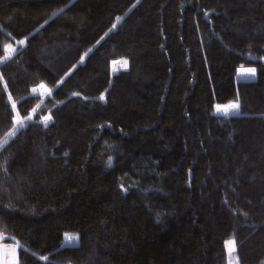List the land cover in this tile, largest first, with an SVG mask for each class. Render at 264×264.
Segmentation results:
<instances>
[{
    "label": "trees",
    "instance_id": "1",
    "mask_svg": "<svg viewBox=\"0 0 264 264\" xmlns=\"http://www.w3.org/2000/svg\"><path fill=\"white\" fill-rule=\"evenodd\" d=\"M25 38L0 63V142L40 105L0 147L19 264H226L229 239L264 264V0H0V59Z\"/></svg>",
    "mask_w": 264,
    "mask_h": 264
},
{
    "label": "snow or ice",
    "instance_id": "2",
    "mask_svg": "<svg viewBox=\"0 0 264 264\" xmlns=\"http://www.w3.org/2000/svg\"><path fill=\"white\" fill-rule=\"evenodd\" d=\"M62 11V9H61ZM53 15H55V13H53ZM120 18L118 17L117 20H119ZM112 28H116V24L112 25ZM17 43L20 46H24L26 43V38L25 39H21L19 41H17ZM3 51L5 53V55L3 56L2 59H0V63H4L7 60H10L12 58V54L16 52V49L13 47L12 44H4L3 45ZM91 51V49L89 50ZM81 60H83V57H81ZM117 63V62H114ZM123 64L126 65L127 61H123ZM242 74L244 75H250V76H255L256 74V70L255 68H242L241 69ZM62 82V81H61ZM7 87V85H5V88ZM40 89H44V93H46L47 95H51L52 90L47 88L45 84L41 83L39 85ZM31 91L33 93H36L38 91V89L36 87H33L31 89ZM42 93V95L44 94ZM74 96H79V93H73ZM86 99V98H85ZM98 99L100 100H104V96L101 95L98 97ZM9 100H12V97L9 95ZM39 107V105H37V108ZM240 105L238 102H233L227 105H220L217 104L216 105V112L217 113H222L225 116H228L230 114H236L237 110L239 109ZM17 105L15 102L12 103V109L16 110ZM36 112V108L32 109V113L34 114ZM32 120V115L28 114L25 116H22L20 114L19 111L16 112V115L12 118V123H13V128L8 131L6 133L7 136H11L14 137L16 134V131L18 128H24L26 126V121H31ZM52 120V116L51 115H47L43 117L42 123L44 124L45 127H47L48 122ZM5 143H7V141H5ZM65 155H67V153H65ZM109 165H111V158H109L108 161ZM123 187V186H122ZM126 191V189H125ZM64 241L66 244L72 246V247H77L78 243H79V235L76 233H65L64 234ZM225 248L227 250V253L229 255V260H228V264H240L239 262V257L237 256L235 258V260L232 259V255L236 252L237 248H236V241L234 239H229L226 240L224 242ZM19 247V245L17 244L16 247H11V251H12V255H13V259L10 262V264H19V258L17 255V248ZM41 259L43 260H47V257H41Z\"/></svg>",
    "mask_w": 264,
    "mask_h": 264
},
{
    "label": "rangeland",
    "instance_id": "3",
    "mask_svg": "<svg viewBox=\"0 0 264 264\" xmlns=\"http://www.w3.org/2000/svg\"><path fill=\"white\" fill-rule=\"evenodd\" d=\"M118 18V17H117ZM117 18H116V20H115V23L114 24H116V28L118 27V25L120 24V22L122 21V18H123V16H120L119 18V20H117ZM116 28H110L109 29V31L102 37V38H104L109 32H112V31H114ZM101 38V39H102ZM11 44L13 45V47L16 49V50H18V49H20V48H22L23 46H20L18 43H17V41H14L13 43L11 42ZM94 47V46H93ZM93 47L92 48H90L91 50L93 49ZM89 49V50H90ZM87 51L82 57H83V60H84V58L86 57V55L88 54V53H90V51ZM83 60H81V62L83 61ZM115 62V61H114ZM127 66V65H126ZM126 68V67H125ZM125 68H114V70L112 69V66H111V70H112V72H117L118 70H122V69H125ZM242 68H245V67H241V68H239L238 70H241ZM246 69V68H245ZM237 70V71H238ZM36 88H39V86H37ZM42 93H44V89H40L39 88V90L36 92V93H33L32 91H31V94L32 95H35V96H38V97H40L41 98V100H43V99H45L47 96H49V95H47L46 93H44L43 95H42ZM12 103L13 102H11V106H12ZM40 109V105H39V107L37 108L36 107V112L33 114V113H30L31 115H32V120H33V117L36 115V113H37V111ZM238 113V110H237V112H236V114ZM216 114H218V115H223L222 113H217L216 112ZM16 115V114H15ZM230 115H232V114H230ZM230 115H228V116H230ZM233 115H235V114H233ZM45 116H47V114L45 115ZM224 117H228V116H225V115H223ZM31 120V121H32ZM31 121H26V124L28 123V122H31ZM20 128H18L17 129V131L19 130ZM16 131V132H17ZM9 138H11V136H6L1 142H0V147L5 143V141H7ZM4 240H6V238H3V240H1L0 241V243H1V245H2V247H3V251H4V263H2V264H10V262L12 261V259H13V255H12V251H11V247H16L17 246V244H14L13 242H6V241H4ZM62 244H64V242L62 243ZM66 245V244H65ZM68 246H70V245H68ZM18 249H19V247L17 248V252H18ZM237 256H236V254L234 253L233 255H232V259L233 260H235V258H236ZM228 260H229V255H228V253H227V250H226V264H228Z\"/></svg>",
    "mask_w": 264,
    "mask_h": 264
},
{
    "label": "bare ground",
    "instance_id": "4",
    "mask_svg": "<svg viewBox=\"0 0 264 264\" xmlns=\"http://www.w3.org/2000/svg\"><path fill=\"white\" fill-rule=\"evenodd\" d=\"M123 61H125V60H117V61H115V62H117V63H112L111 64V66H112V69L114 70V68H125V67H127L126 65H124L123 64ZM256 76V75H255ZM255 76H250V75H244V74H242V71L241 70H238L237 71V74H236V77H235V79L237 80V81H251V80H253L254 78H255ZM239 83V82H238ZM38 90H39V88H37ZM233 115V114H232ZM223 116V115H222ZM63 242H64V244H66L65 243V241H64V238H63ZM66 245H68V244H66Z\"/></svg>",
    "mask_w": 264,
    "mask_h": 264
},
{
    "label": "crops",
    "instance_id": "5",
    "mask_svg": "<svg viewBox=\"0 0 264 264\" xmlns=\"http://www.w3.org/2000/svg\"><path fill=\"white\" fill-rule=\"evenodd\" d=\"M1 243H0V264L4 263V251H3V247L1 245Z\"/></svg>",
    "mask_w": 264,
    "mask_h": 264
},
{
    "label": "water",
    "instance_id": "6",
    "mask_svg": "<svg viewBox=\"0 0 264 264\" xmlns=\"http://www.w3.org/2000/svg\"><path fill=\"white\" fill-rule=\"evenodd\" d=\"M126 68H127V67H126ZM126 68H125V69H126ZM125 69H122V70H125ZM118 71H121V70H118ZM118 71H117V72H118ZM254 79H255V78H254ZM254 79H253V80H251V81H254ZM235 81H236V82H244V81H237V80H235ZM101 102H102V103H106V100H105V98H104V100H101ZM65 246H67V245H65V244H62V247H65Z\"/></svg>",
    "mask_w": 264,
    "mask_h": 264
}]
</instances>
